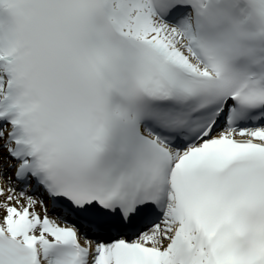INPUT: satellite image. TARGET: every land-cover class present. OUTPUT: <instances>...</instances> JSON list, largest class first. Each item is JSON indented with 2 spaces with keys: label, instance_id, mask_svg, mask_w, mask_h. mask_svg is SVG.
Instances as JSON below:
<instances>
[{
  "label": "snow or ice",
  "instance_id": "6c2138e0",
  "mask_svg": "<svg viewBox=\"0 0 264 264\" xmlns=\"http://www.w3.org/2000/svg\"><path fill=\"white\" fill-rule=\"evenodd\" d=\"M0 264H264V0H0Z\"/></svg>",
  "mask_w": 264,
  "mask_h": 264
}]
</instances>
